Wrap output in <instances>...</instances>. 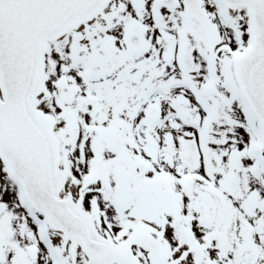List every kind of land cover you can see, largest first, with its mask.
I'll use <instances>...</instances> for the list:
<instances>
[{
  "label": "snow or ice",
  "instance_id": "1",
  "mask_svg": "<svg viewBox=\"0 0 264 264\" xmlns=\"http://www.w3.org/2000/svg\"><path fill=\"white\" fill-rule=\"evenodd\" d=\"M0 264H264V0H0Z\"/></svg>",
  "mask_w": 264,
  "mask_h": 264
}]
</instances>
